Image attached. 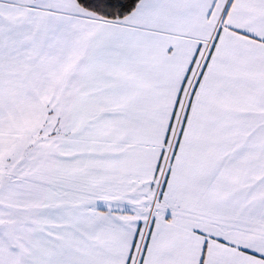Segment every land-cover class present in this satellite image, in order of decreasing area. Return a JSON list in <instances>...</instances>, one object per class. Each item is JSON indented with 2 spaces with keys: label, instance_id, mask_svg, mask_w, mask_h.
Here are the masks:
<instances>
[{
  "label": "snow or ice",
  "instance_id": "obj_1",
  "mask_svg": "<svg viewBox=\"0 0 264 264\" xmlns=\"http://www.w3.org/2000/svg\"><path fill=\"white\" fill-rule=\"evenodd\" d=\"M0 264H264V0H0Z\"/></svg>",
  "mask_w": 264,
  "mask_h": 264
}]
</instances>
